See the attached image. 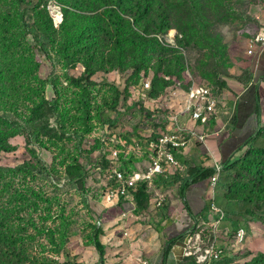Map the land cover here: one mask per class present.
<instances>
[{
    "label": "rangeland",
    "instance_id": "1",
    "mask_svg": "<svg viewBox=\"0 0 264 264\" xmlns=\"http://www.w3.org/2000/svg\"><path fill=\"white\" fill-rule=\"evenodd\" d=\"M22 1L0 0V259L143 264L155 222L141 215L152 213V194L140 184L128 198H108L111 169L146 171V141L166 131L169 113L180 109L186 76L212 87L219 102L253 83L249 51L264 35V0H229L218 9L203 0L172 13L173 27L150 40L135 38L128 20H107L99 0ZM89 72L84 99L70 80ZM14 122L23 130L9 126ZM257 136L214 193L226 217V201L244 207L245 221H231L232 235L243 229L247 240H258L253 252L245 238L233 241L237 255L227 264H264V123ZM201 234L209 244L211 229Z\"/></svg>",
    "mask_w": 264,
    "mask_h": 264
},
{
    "label": "crops",
    "instance_id": "2",
    "mask_svg": "<svg viewBox=\"0 0 264 264\" xmlns=\"http://www.w3.org/2000/svg\"><path fill=\"white\" fill-rule=\"evenodd\" d=\"M254 72L255 79L252 84L247 87L238 85L239 87L227 92L228 98L225 97L220 102L216 115L210 118L206 126L201 127L199 123L190 119L184 121L190 128L205 133V143H193L186 149L176 151L175 156L181 165V171L171 176L170 184L156 185L160 192L166 194L167 200L162 207L163 210L155 209L151 200L149 211L152 213L141 215L146 218L145 220L155 222L154 230L150 234L152 242L146 254L147 260L143 264H201L200 257L210 247V243L205 244V235L201 233L209 228L212 230L214 219L209 209L212 195L210 178L188 186L184 196L180 194L181 180L172 181V179L187 178L195 168L215 171V166L219 165L224 170L227 163L232 165L233 159L253 141L264 123V52L254 59ZM217 201L220 203V198L217 197ZM241 206L231 201L223 204L228 220L225 219L222 225L217 227L216 235L218 244L223 246L226 252L217 262L208 261L205 264H214L213 262L220 264V260L223 264L224 260L235 258L230 255L237 252L231 250V246L234 245L231 221L236 218L245 221L242 209L244 207ZM257 220L252 219L250 223H255ZM139 225L143 227L142 224ZM138 228V224L135 225V230ZM257 241L251 242L246 236L244 249L253 252L251 249L257 248L255 243ZM164 250H167L166 254ZM259 251L264 252L263 249Z\"/></svg>",
    "mask_w": 264,
    "mask_h": 264
},
{
    "label": "built area",
    "instance_id": "3",
    "mask_svg": "<svg viewBox=\"0 0 264 264\" xmlns=\"http://www.w3.org/2000/svg\"><path fill=\"white\" fill-rule=\"evenodd\" d=\"M262 50L256 53L254 48ZM249 51L250 56L257 58L264 51V35L253 42ZM188 89L183 94V99L179 105V110L171 112L168 115V125L166 131L161 132L158 137L146 141L149 154V165L146 171L134 172L129 174L116 167L111 169L112 177L115 184L107 190V197L118 199L128 198L131 191H135L140 184H146L149 192L153 196V206L155 209L162 208L167 200L166 194L160 192L156 185L160 184V179L168 180L174 173L181 171V165L177 161L175 152L186 149L193 143H205V133H200L196 129L190 128L186 122L192 120L201 127L209 122L210 118L216 115L217 107L220 102L214 93V89L203 80H192L190 76H186ZM150 91V84H145L143 92L146 97ZM138 146V145H137ZM223 169L221 166H215V173L210 178V189L212 202L210 204V213L213 215V225L211 230L210 247L203 252V256H199L201 264L205 262L217 261L226 251L223 246L218 244V236L216 229L225 220V213L217 208L213 202L215 190L220 182ZM204 233V232H203ZM237 243L244 241L245 232L238 229L232 236Z\"/></svg>",
    "mask_w": 264,
    "mask_h": 264
},
{
    "label": "trees",
    "instance_id": "4",
    "mask_svg": "<svg viewBox=\"0 0 264 264\" xmlns=\"http://www.w3.org/2000/svg\"><path fill=\"white\" fill-rule=\"evenodd\" d=\"M19 5L23 1L15 0ZM206 1V0H204ZM212 4L215 6V9H218L221 5L226 7L229 0H210ZM256 1V0H255ZM203 5V0H99V6L101 8L103 16L110 21H120L121 18L128 20L130 22V27L133 31V36L138 38V40H150L151 36H159L168 33V31L173 27V14L176 10L181 12L185 10L194 9V6ZM172 14V15H170ZM105 20L102 22L104 23ZM127 21V22H128ZM175 23V22H174ZM106 25L102 27L105 28ZM92 73L89 72L83 75L80 79H71V83L82 90L84 99L87 98L88 94L86 92V85L90 83V78ZM223 88H227L226 85L222 86ZM85 104V103H84ZM85 107V106H84ZM9 126L18 127L19 130H23L19 123H10ZM258 134V133H257ZM255 136L253 141L249 145L253 147L254 144L258 142V136ZM7 138V137H6ZM9 138V137H8ZM1 150L7 151L9 145H5L1 147ZM232 165L227 163L224 170L228 169ZM223 170V171H224ZM215 171L213 169H201L195 168L191 171L189 177L181 178L173 177V180H181L182 185L180 189L181 196H184V192L188 186L198 182L199 180H205L207 178H211L214 175ZM230 173V172H229ZM223 175V173H222ZM226 175V174H225ZM228 176V173H227ZM170 177L166 180V183L171 180ZM145 187L146 193H149L146 184H142ZM253 216V215H251ZM258 220H262L261 217L257 218ZM3 238L0 229V240ZM93 244L96 247L98 253L101 257H103L104 245L99 240V233L96 232L93 238ZM167 250H164V254H166ZM1 255V253H0ZM0 264L3 262L0 259ZM227 264V263H223Z\"/></svg>",
    "mask_w": 264,
    "mask_h": 264
}]
</instances>
